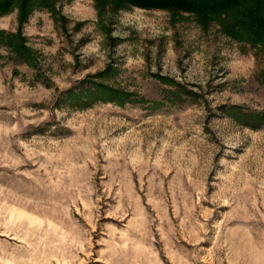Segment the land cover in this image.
<instances>
[{
  "label": "rangeland",
  "instance_id": "rangeland-1",
  "mask_svg": "<svg viewBox=\"0 0 264 264\" xmlns=\"http://www.w3.org/2000/svg\"><path fill=\"white\" fill-rule=\"evenodd\" d=\"M27 2L0 16V264H264V49Z\"/></svg>",
  "mask_w": 264,
  "mask_h": 264
},
{
  "label": "trees",
  "instance_id": "trees-1",
  "mask_svg": "<svg viewBox=\"0 0 264 264\" xmlns=\"http://www.w3.org/2000/svg\"><path fill=\"white\" fill-rule=\"evenodd\" d=\"M119 9L139 7L164 10L171 14L187 13L203 21L216 22L221 31L232 40L264 49V0H106ZM27 0H0V16L14 8L19 10V22L26 20ZM22 57L27 53L21 45L7 42ZM264 85V70L259 73ZM90 95V94H89Z\"/></svg>",
  "mask_w": 264,
  "mask_h": 264
}]
</instances>
